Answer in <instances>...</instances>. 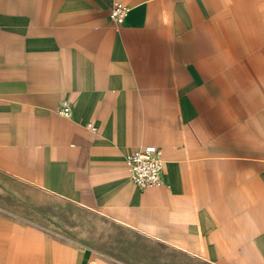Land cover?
<instances>
[{
    "label": "crops",
    "instance_id": "obj_1",
    "mask_svg": "<svg viewBox=\"0 0 264 264\" xmlns=\"http://www.w3.org/2000/svg\"><path fill=\"white\" fill-rule=\"evenodd\" d=\"M146 146L160 185L129 176ZM0 175V264H113L55 241L33 192L193 262L264 264V0H0Z\"/></svg>",
    "mask_w": 264,
    "mask_h": 264
},
{
    "label": "rangeland",
    "instance_id": "obj_2",
    "mask_svg": "<svg viewBox=\"0 0 264 264\" xmlns=\"http://www.w3.org/2000/svg\"><path fill=\"white\" fill-rule=\"evenodd\" d=\"M0 185H10V179L0 175ZM33 195L37 197L39 204L46 203L53 211L49 228L53 231L55 241L80 242L96 247L100 249L98 254L113 264H127L126 260L128 264H206L193 262L185 254L168 250L158 241L137 231L127 230L88 210L44 193L33 192ZM38 223L42 226L46 221L40 220ZM33 238L40 250L43 236L37 235ZM36 254L39 256L41 253L39 251Z\"/></svg>",
    "mask_w": 264,
    "mask_h": 264
},
{
    "label": "built area",
    "instance_id": "obj_3",
    "mask_svg": "<svg viewBox=\"0 0 264 264\" xmlns=\"http://www.w3.org/2000/svg\"><path fill=\"white\" fill-rule=\"evenodd\" d=\"M129 8L122 2L115 3L110 9V16L116 23H122ZM73 107L68 101H62L51 113L64 117L72 116ZM129 176L140 187L160 185L163 183L164 159L160 149L146 146L132 151L125 159Z\"/></svg>",
    "mask_w": 264,
    "mask_h": 264
}]
</instances>
